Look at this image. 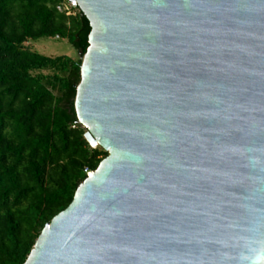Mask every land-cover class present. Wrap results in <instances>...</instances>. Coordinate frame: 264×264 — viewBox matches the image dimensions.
<instances>
[{
    "label": "water",
    "instance_id": "obj_1",
    "mask_svg": "<svg viewBox=\"0 0 264 264\" xmlns=\"http://www.w3.org/2000/svg\"><path fill=\"white\" fill-rule=\"evenodd\" d=\"M68 1L108 155L24 264H264V0Z\"/></svg>",
    "mask_w": 264,
    "mask_h": 264
},
{
    "label": "trees",
    "instance_id": "obj_2",
    "mask_svg": "<svg viewBox=\"0 0 264 264\" xmlns=\"http://www.w3.org/2000/svg\"><path fill=\"white\" fill-rule=\"evenodd\" d=\"M68 0H0V264H24L42 230L108 152L93 148L75 99L82 58L46 56L59 36L87 51L90 22Z\"/></svg>",
    "mask_w": 264,
    "mask_h": 264
},
{
    "label": "rangeland",
    "instance_id": "obj_3",
    "mask_svg": "<svg viewBox=\"0 0 264 264\" xmlns=\"http://www.w3.org/2000/svg\"><path fill=\"white\" fill-rule=\"evenodd\" d=\"M28 45L31 48L46 56H69L74 59H79V51L70 43L68 38L57 39L54 37H43L35 40H30Z\"/></svg>",
    "mask_w": 264,
    "mask_h": 264
},
{
    "label": "built area",
    "instance_id": "obj_4",
    "mask_svg": "<svg viewBox=\"0 0 264 264\" xmlns=\"http://www.w3.org/2000/svg\"><path fill=\"white\" fill-rule=\"evenodd\" d=\"M77 5H74L73 3L68 1V4L60 5L58 6L59 11H66L67 14L75 13L74 9L77 8ZM57 39H59V36H56ZM91 172H88L90 174Z\"/></svg>",
    "mask_w": 264,
    "mask_h": 264
}]
</instances>
